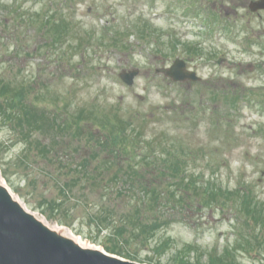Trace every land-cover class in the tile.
Listing matches in <instances>:
<instances>
[{
  "label": "rangeland",
  "instance_id": "rangeland-1",
  "mask_svg": "<svg viewBox=\"0 0 264 264\" xmlns=\"http://www.w3.org/2000/svg\"><path fill=\"white\" fill-rule=\"evenodd\" d=\"M250 2L0 0V79L29 82L21 88L29 109L59 123L58 129L52 122L40 123L44 132L35 131L27 144L0 111V181L52 226L106 251L108 233L96 218L101 207L121 214L140 203L141 189L129 192L123 189V175L115 179L118 160L101 172L105 153L98 158V169L95 161L88 170L78 164L99 149L100 124L124 121L142 141L139 149L147 146L150 152L155 145L157 156L166 150L169 157L171 152V161H179L182 173L193 175L201 187L230 192L251 188L264 200V56L259 54L264 47L256 44L250 57L242 56L243 42L227 36L221 40L223 50L229 51L227 61L204 66L194 53L206 48L209 39L200 48L192 47L203 39L187 34L190 20L205 21L215 9L232 14L227 21L245 30ZM60 20L70 23V31L56 39L51 21ZM252 25L264 33V18ZM187 43L194 57L184 51ZM177 57L192 60V70L206 79L214 77L222 88L214 93L207 83L173 82L165 69ZM133 69L140 72L129 86L120 73ZM156 165L162 163L157 160ZM155 167L148 169L152 172L146 184ZM78 173L82 179L77 182ZM176 190L178 196L184 193ZM240 197L236 193L226 200L225 209L215 204L184 211L163 202L162 209L144 213L151 220L155 213L161 217L167 212L169 227L154 239L118 245L143 264H209L210 253L217 256L228 244L235 247L243 229L264 240V227L253 231L244 225L237 207ZM168 238V250H154L157 241ZM261 245L236 251L239 262L264 264Z\"/></svg>",
  "mask_w": 264,
  "mask_h": 264
},
{
  "label": "trees",
  "instance_id": "trees-1",
  "mask_svg": "<svg viewBox=\"0 0 264 264\" xmlns=\"http://www.w3.org/2000/svg\"><path fill=\"white\" fill-rule=\"evenodd\" d=\"M47 21L48 20H45V23ZM69 24L70 23L62 20L59 22L51 21V26L57 34L54 38L58 39L61 33L69 32ZM13 81L12 78L7 82L0 79V111L6 117L5 120L15 128V131H20L25 135L26 143L30 144L31 136L35 131L44 132V130L40 128V123H53V121L45 112L39 114V117L34 110L29 109L28 96L23 93L21 89L25 88V84L28 85L29 82L16 84ZM123 122L124 121L113 123V125L109 123L100 124L98 129H100L102 133L98 137L99 149L95 148L96 150L91 156H87L78 164V166L84 168L83 170H88L92 162L95 161L96 168L98 169V158L101 153H105V158L101 163V172H105V169L109 168L108 164L111 160H118L120 167L114 175L115 179L122 180L123 178V189L126 188L129 192L132 188L136 189L135 191H140L138 189H141L140 192L142 196L139 198L140 203L138 202L134 207H131L127 211H123L121 214H117L115 208H112L113 210L107 208L102 211L105 207L102 206L100 215L96 216L97 222L103 229L107 230L108 237L103 244L108 252L133 259L134 257L124 253L118 244L127 245L130 244L132 240L145 242L154 239L156 236L155 234L158 231L160 232L161 229L169 227L172 223V218L168 219L169 215L167 212L162 211L161 217L155 213L154 217H151V220L150 217L144 213L146 210L153 211L159 208L162 209L164 207L163 202L168 204L169 207L182 208L184 211L193 210L194 208L198 210L200 206H213L215 204H220V206L225 209V201L232 200L236 193H238L241 194V197L238 201L239 206L237 207L246 228L253 229L254 231L257 227H264V200L259 199L254 194L255 192L253 189H245L246 191L238 189L230 192L223 190L221 187H211V185H204L205 187H201L199 185L200 182L195 179L193 175L186 177V174L182 173L183 170L179 161H171V152H169V157L166 156L168 153L166 150L162 151L160 156H157L155 145H153L150 152L145 150L147 146H143L142 149H139L142 141L137 140L138 136H136L135 132H133V130L129 132L126 128L127 125ZM54 123V128L56 125L58 129L59 123ZM155 141L157 140L155 139L154 142ZM139 150L142 152H139ZM40 151L44 153L45 149L40 148ZM157 160L162 163L161 167H157ZM151 165H155L156 167L154 168L151 182L146 184L145 181L148 180L150 172H152L148 170ZM145 168H147V170ZM122 169H124L125 173L122 172L123 174H120ZM79 173L76 178L77 182L79 179H82ZM121 175H123L122 178ZM138 184L144 187H136ZM175 188H182L184 190L182 196H178L179 192H177V190L175 191ZM245 232L246 231L243 229L242 233L239 234L235 247L228 244L222 254L215 256L210 253L209 264H241L238 260L237 252L242 250L252 251L256 245L259 247V242L262 244L261 248L264 249V240L260 241L261 234L259 236V234L254 232L249 234ZM252 236L253 238H251ZM113 241L114 245L112 244ZM169 246H171L170 239H163L156 242L154 250L165 252L168 250ZM185 249L187 248L185 247ZM260 262H263V259Z\"/></svg>",
  "mask_w": 264,
  "mask_h": 264
},
{
  "label": "water",
  "instance_id": "water-1",
  "mask_svg": "<svg viewBox=\"0 0 264 264\" xmlns=\"http://www.w3.org/2000/svg\"><path fill=\"white\" fill-rule=\"evenodd\" d=\"M260 7L263 2H260ZM184 61L177 59L166 70L175 81L187 78ZM139 70L124 71L121 78L132 85ZM195 78L192 72L189 75ZM0 264H143L110 254L48 226L14 199L0 184Z\"/></svg>",
  "mask_w": 264,
  "mask_h": 264
},
{
  "label": "flooded vegetation",
  "instance_id": "flooded-vegetation-1",
  "mask_svg": "<svg viewBox=\"0 0 264 264\" xmlns=\"http://www.w3.org/2000/svg\"><path fill=\"white\" fill-rule=\"evenodd\" d=\"M255 1H257V0H251L250 4L252 2H255ZM245 10L248 13L247 15H249L248 18H247L248 21H246L247 24H246L245 30L238 29L236 27V23H234V25H231V30H230L229 26H228V28L224 27L223 36L226 37L227 34H229L230 36H232V37H234V38H236L238 40L240 39L243 42V44H244L243 45L244 46L243 49H241V51H240L241 55L242 56L249 55V57H250L249 53H252L251 48H253V46H255L257 44L258 46H263L264 47V33L255 32V28L252 25L253 22H255L257 18H259V19H263L264 18V8H256L255 10H253L252 8H250L248 6V8L245 9ZM211 15L214 16V20L217 21V23L219 21H221V22L225 21L224 23L231 24V23H229L227 21L228 18H230L232 16V14H230L229 12H225L222 9H219V10L215 9V11L213 10L211 12ZM232 22H233V20H232ZM263 31H264V29H263ZM212 34H213V32L210 33V37L212 36ZM203 48L201 47L200 51H198V55H199L198 58L200 60H203V61H206V62H210V61L214 60L219 65H222L223 63H225L227 61L225 59L226 58L225 55H227L229 53V51L225 49L226 53L223 54L222 51H221L222 47L220 45H217L214 42H211V39H209V44L207 45V47L206 48L203 47ZM217 50H219L221 52V54L218 53ZM189 53H191L190 55H193L192 47H188L187 54H189ZM259 54L261 56H264V49H261L259 51ZM217 55H218V57L216 58ZM193 57H194V55H193ZM191 62H192V60L186 59V63H187L188 69H192ZM249 67H251V68L253 67L254 68L255 66H254L253 63H250ZM214 82H215V80H214L213 77L212 78H208V79L202 78L198 82V84H203L204 85V83H207V84H210L211 87L214 90H216V89H218V83H214ZM190 83H194V82L190 81Z\"/></svg>",
  "mask_w": 264,
  "mask_h": 264
},
{
  "label": "bare ground",
  "instance_id": "bare-ground-1",
  "mask_svg": "<svg viewBox=\"0 0 264 264\" xmlns=\"http://www.w3.org/2000/svg\"><path fill=\"white\" fill-rule=\"evenodd\" d=\"M0 184H2L3 186H5V187L8 189V191L10 192V194L12 195V197H13L14 199L18 200V201L22 204V206H24L27 210H29V209L24 205V203L21 201V199H20L19 197L16 196V194L13 192V190H12L7 184H4L2 181H0ZM29 211H30V210H29ZM31 212H32V211H31ZM32 213H34V215H35L37 218H39V219H41L42 221H44V222H45L48 226H50L51 228L56 229V230H58V231H63V228H57V227H54V226H52L51 224H49L47 221H45L44 219L40 218L35 212H32ZM63 233H64L65 235L69 236V237H72L73 239H75L76 241H78V242H79L81 245H83V246H92V245H87V244H85V243L82 242L80 239H78L77 237H74L73 235H71V234L68 233V232L63 231Z\"/></svg>",
  "mask_w": 264,
  "mask_h": 264
}]
</instances>
